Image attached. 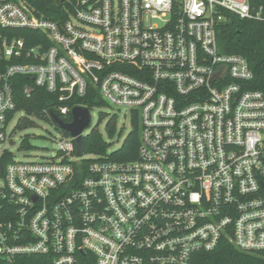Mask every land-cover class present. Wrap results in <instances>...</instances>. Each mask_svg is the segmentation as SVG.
<instances>
[{
    "label": "built area",
    "instance_id": "2783aa9c",
    "mask_svg": "<svg viewBox=\"0 0 264 264\" xmlns=\"http://www.w3.org/2000/svg\"><path fill=\"white\" fill-rule=\"evenodd\" d=\"M226 14L264 22L250 0H76L65 22L0 0L1 145L13 143L18 76L60 102L93 87L141 122L135 161L78 157L59 129L52 159L5 167L3 150L2 260L192 264L223 242L264 252V84L255 89L249 62L223 51ZM19 30L46 39L28 47Z\"/></svg>",
    "mask_w": 264,
    "mask_h": 264
},
{
    "label": "trees",
    "instance_id": "16d2710c",
    "mask_svg": "<svg viewBox=\"0 0 264 264\" xmlns=\"http://www.w3.org/2000/svg\"><path fill=\"white\" fill-rule=\"evenodd\" d=\"M40 14L47 19L55 22H65L68 20V12L72 11L76 0H28ZM253 9H262L264 13V0H250ZM218 40L223 46V51L230 55L243 56L257 79L261 80V85L255 87L258 89L264 84V22H254L240 20L234 15L226 14V20L218 28ZM3 34L4 31L0 30ZM15 37L26 41L28 47L45 41L46 37L39 32H30L19 30L13 33ZM47 43V40H46ZM51 44L47 43V47ZM13 87L14 101L17 108L14 114L22 112L25 117L19 119L16 127L17 131L34 129L37 127L36 119L56 125L52 116L56 114L66 124H70L71 117L63 118L60 115L62 107L82 106L89 111L95 108H107L108 105L100 98L98 91L93 87L88 89L84 98H73L67 102H60L57 94H50L46 89L37 87L31 78L18 76L11 80ZM31 88L30 94H25V89ZM12 114V116L14 115ZM106 117L101 118V123ZM100 123V124H101ZM118 117L113 116L107 125L106 130L111 138L115 137ZM141 122L140 117L135 114L132 118V131L123 142L122 147L110 154V159L118 162L135 161L138 158L139 146L141 143ZM108 145L104 142L102 135L97 129H94L88 137L83 140V151L85 154H94L106 156L108 154ZM23 150H32L27 139H24L21 145ZM14 162V156L6 153L1 163L6 167L7 164ZM33 261L35 258H29ZM37 260V259H36ZM0 264H9L0 258ZM192 264H264L263 253H244L237 250L230 242H223L217 249L211 253H201L195 256Z\"/></svg>",
    "mask_w": 264,
    "mask_h": 264
},
{
    "label": "rangeland",
    "instance_id": "374dc122",
    "mask_svg": "<svg viewBox=\"0 0 264 264\" xmlns=\"http://www.w3.org/2000/svg\"><path fill=\"white\" fill-rule=\"evenodd\" d=\"M102 116L106 118L101 123ZM113 116L118 117V124L115 133L116 135L114 138H111L107 133L106 125ZM23 117H25V114L19 112L11 123L9 132L14 135L13 143L0 144V158L2 157L3 150H7L12 154L18 162H30L40 159L54 158L57 151V140L61 137L56 125H51L36 119V128L17 131L16 127L19 123V119ZM90 117L92 118L91 123L88 129L83 132L84 138L88 137L94 129H97L99 134L102 135L104 142L109 146L107 150L109 155L122 147L123 142L132 131V117L124 108H121V110L113 106L102 109L95 108L90 111ZM24 139L29 141L32 150L21 149ZM0 183H2L1 175Z\"/></svg>",
    "mask_w": 264,
    "mask_h": 264
},
{
    "label": "water",
    "instance_id": "95a60500",
    "mask_svg": "<svg viewBox=\"0 0 264 264\" xmlns=\"http://www.w3.org/2000/svg\"><path fill=\"white\" fill-rule=\"evenodd\" d=\"M72 121L70 124H66L62 119H60L56 114H53L52 119L56 124L57 129L72 135L76 140L78 157L83 156V140L84 136L82 133L88 129L91 118L90 111L84 107H75L71 113ZM0 170H3V167L0 166Z\"/></svg>",
    "mask_w": 264,
    "mask_h": 264
}]
</instances>
